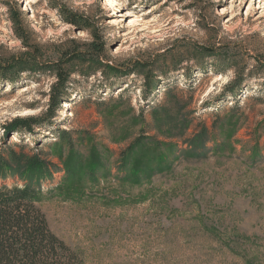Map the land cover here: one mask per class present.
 <instances>
[{
    "label": "rangeland",
    "instance_id": "1",
    "mask_svg": "<svg viewBox=\"0 0 264 264\" xmlns=\"http://www.w3.org/2000/svg\"><path fill=\"white\" fill-rule=\"evenodd\" d=\"M4 1L27 14L39 63L90 39L46 0H0V63L30 51ZM105 1L62 0L98 28L118 70L73 73L71 108L8 137L13 120L47 113L56 79L0 74V149L47 165L38 206L84 264H264V0H200L199 18L194 0ZM136 62L155 65L127 76Z\"/></svg>",
    "mask_w": 264,
    "mask_h": 264
},
{
    "label": "trees",
    "instance_id": "2",
    "mask_svg": "<svg viewBox=\"0 0 264 264\" xmlns=\"http://www.w3.org/2000/svg\"><path fill=\"white\" fill-rule=\"evenodd\" d=\"M46 1L60 13L65 23L73 24L88 33L90 39L71 40L62 47L63 49H59V57L54 63L50 65L39 63L34 55L37 48L32 46V31L27 14L18 4L4 1L15 36L23 47L30 51L0 63V74L12 82L20 74L34 75L41 71L51 73L56 79L49 95L47 113L39 118L13 120L6 127L7 137L9 134L10 136L11 134H33L36 129L52 125V120L62 104L69 101L66 95L73 73L85 79L101 74L107 80L108 74L118 70V66L108 60L106 43L98 28L90 24L88 17L68 10L62 0ZM163 1L166 0H158L160 3ZM199 1L194 0L196 4L190 7L194 13L198 14L197 18L203 16L202 9L197 5ZM214 17L217 18L215 14ZM204 51L209 56L216 53L215 49ZM134 65L136 67L133 66L132 71L126 74L127 76L137 74L138 71H144L155 64L154 62H136ZM223 67L224 65L216 66L217 69ZM199 71L200 74H204L201 69ZM146 84L149 86L150 83L146 82ZM244 84L243 77H235L228 83L226 90L229 94L236 95ZM142 93L143 101L148 102L154 92L150 87L142 89ZM66 134L62 132L63 140H67ZM4 144V150L0 149V182L18 179L23 182V186L0 185V264H84L80 254L52 232L46 215L38 206L42 198L39 184L43 179L42 171L47 169V165L37 157H26L23 153H17L6 141ZM15 148H21V142L17 143Z\"/></svg>",
    "mask_w": 264,
    "mask_h": 264
},
{
    "label": "bare ground",
    "instance_id": "3",
    "mask_svg": "<svg viewBox=\"0 0 264 264\" xmlns=\"http://www.w3.org/2000/svg\"><path fill=\"white\" fill-rule=\"evenodd\" d=\"M111 1H112V0H106L104 4H105V5H106V4H110ZM28 9H29V8H28V5H27L26 8H25L24 10H28ZM226 14H227L226 9H224V8H219V9H218V15H219V16H224V15H226ZM64 107H66V108H71V105L68 104V103L66 102V103H64ZM63 113H64V116H65L66 118L69 116L68 113H67L66 111H64ZM14 142H18V140H14Z\"/></svg>",
    "mask_w": 264,
    "mask_h": 264
}]
</instances>
